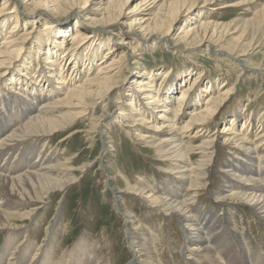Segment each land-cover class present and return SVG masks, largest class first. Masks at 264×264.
<instances>
[{"label":"bare ground","instance_id":"obj_1","mask_svg":"<svg viewBox=\"0 0 264 264\" xmlns=\"http://www.w3.org/2000/svg\"><path fill=\"white\" fill-rule=\"evenodd\" d=\"M0 1V264H110L106 243L102 248L88 231L64 248L59 216L39 238V210L45 214L52 197L76 183L75 172L95 162L76 166L80 153L70 157L52 140L80 132L74 126L89 115L91 131L105 136L106 125L117 121L158 163L157 177L116 178L124 184L113 203L126 227L129 264H264V110L257 118L237 107L229 121L214 123L235 89L226 71L216 82L198 68L151 67L123 82L130 63L138 62V47L213 50L237 63L238 78L255 70L248 64L257 50L254 64L263 66L264 0H243L256 9L240 7L226 23L208 8L239 3L19 0L20 12L14 0ZM70 10L65 22L55 17ZM110 105L119 109L111 122ZM187 106L189 118L179 121ZM108 147L104 142L103 150ZM124 194L144 206L143 219L120 208ZM246 207L249 213L241 211ZM28 219L29 226H19Z\"/></svg>","mask_w":264,"mask_h":264},{"label":"rangeland","instance_id":"obj_2","mask_svg":"<svg viewBox=\"0 0 264 264\" xmlns=\"http://www.w3.org/2000/svg\"><path fill=\"white\" fill-rule=\"evenodd\" d=\"M242 1L243 0H230L231 3H239L237 4L239 6L227 7L221 10H210V8L213 7L210 6L208 8V12L211 17L217 18L221 22L226 23L239 15L240 11L238 10L240 7L252 10L256 9L253 3L246 2L245 5H242ZM1 2L2 1H0V3ZM14 2L17 3L18 7L20 6L19 0L18 2L17 0H14ZM25 2L27 5L29 4V0H25ZM7 7L10 9L13 6L11 4ZM19 8L21 12L23 6L22 8ZM70 14L71 10L65 13H58L55 17L60 19V21L65 22L67 21L65 17L70 16ZM20 15L22 18H25L23 13H20ZM79 20L81 21V19H78V21ZM9 24L6 26V30L9 29ZM33 25L37 26L35 23ZM41 29L42 27H40L39 30ZM44 33H42V35ZM104 37V34L103 36H100L101 39ZM261 47L264 52V33L261 36ZM138 49V62L130 63L129 69L124 72L123 82L125 84L131 80L134 72H144L149 70L151 67H161V69H170V71L177 70L176 72L186 68H198L204 71L203 77L205 80H217L216 82H220L221 80L226 79L225 77L227 75L229 76L230 82L235 86L233 94L230 100H228L229 102L227 101L228 103L224 105L220 113L216 116L214 123H218V125L221 126V124L225 123L223 122L225 119L226 121H229L233 110L237 107L241 108L240 113H249L257 118L261 114L262 110H264V59L261 62L263 66L254 64L257 63L255 59H258L257 55L260 54V52H258L259 50L250 55V57H255V59H252L251 63L248 64L255 70H248L246 72L242 71L243 74H241L238 78L239 67L237 63L228 57L216 55L213 50L207 54H203V52H200L202 54H192V52L188 54L185 52L186 50L174 51L170 46L162 45L149 48L138 47ZM118 52H120L119 49L117 53ZM101 55L103 54H100V56ZM261 72H263V74H261ZM237 78L238 80L235 81ZM177 93L178 92H176V94ZM106 109L110 113L111 122L113 120V116L115 113L117 114L119 109L113 105L108 106ZM93 112L94 114L99 115L102 110L98 108L94 109ZM189 112L190 109L187 106L186 115L178 120L183 121L189 118ZM89 120L90 115L81 118L76 123L74 129L80 130L77 134L67 138L65 136H57L54 140H52L53 148L55 147L57 149L59 147L58 150L61 149V152L65 151V154L70 157H75L80 153L78 159L76 160L77 163H75L76 166H79L84 162H95H93L91 167L85 168L82 172H75L77 176L76 183L73 184L67 192L54 195L52 200L47 204L48 208L45 214H43L45 211L44 208L39 210V219H41L43 224L41 227L43 230L40 233L39 238L41 240L44 239L45 228L50 223L54 222L55 217L57 218L59 216L62 221L61 223H64L65 226L66 238L64 248H70L83 232L88 231L92 234V238H97L103 241H101L102 248L104 247L103 244L105 245L106 243V246L102 249L104 252L103 254H105L104 257L106 262L108 261L110 264H129L133 259V255L128 246V238L126 237L127 235L125 230L126 227L123 220L116 213L113 203L114 193H116L115 191L122 190L124 184H121V182L116 178H121V175L119 174L129 178L135 177L137 174L156 175L157 177L158 163L153 160L154 155L151 150L144 147L142 148L141 145L134 146L135 143L132 142L124 133L126 128H119L117 121L107 124L105 128L107 129L106 131L108 134L101 136V134L96 133V130L94 132L90 130L91 127H89ZM178 120H176V123L180 125L181 122L178 123ZM212 128V130L216 129L215 126H212ZM66 133L67 131L62 135H65ZM250 135L251 133L248 134V136ZM60 138L65 140L59 141ZM104 142H106L107 145L109 144V146L113 145V147H108L106 151L103 150ZM219 142L221 141L219 140ZM120 146L122 147L121 149ZM107 152L109 153L107 154ZM107 177H111V179H108ZM117 180L119 181L118 183ZM203 192L206 191L203 190L202 193ZM122 201L120 200L119 202L120 208L128 207L133 214H137L139 218L143 219L142 216L144 215V206L141 205L138 200L135 202L131 196H126L124 194L122 196ZM241 211L243 213L250 212L248 207L242 209ZM239 214L240 213L237 215ZM23 222H18L19 226H29L31 220H24ZM173 231L175 232V230H172V232ZM259 231L260 230H256V233L259 234ZM163 234L165 235V233ZM164 235L163 237L165 238ZM176 239L177 238H172L173 242H175ZM2 243L3 235L0 233V246ZM157 245L160 249V241ZM176 258L178 259V257Z\"/></svg>","mask_w":264,"mask_h":264}]
</instances>
